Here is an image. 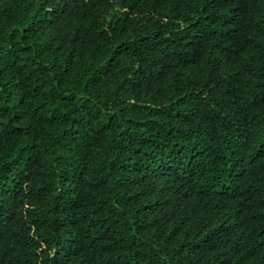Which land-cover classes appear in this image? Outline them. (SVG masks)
Returning a JSON list of instances; mask_svg holds the SVG:
<instances>
[{
    "label": "trees",
    "instance_id": "obj_1",
    "mask_svg": "<svg viewBox=\"0 0 264 264\" xmlns=\"http://www.w3.org/2000/svg\"><path fill=\"white\" fill-rule=\"evenodd\" d=\"M0 264H264V0H0Z\"/></svg>",
    "mask_w": 264,
    "mask_h": 264
}]
</instances>
